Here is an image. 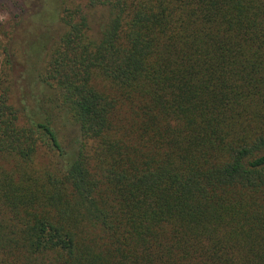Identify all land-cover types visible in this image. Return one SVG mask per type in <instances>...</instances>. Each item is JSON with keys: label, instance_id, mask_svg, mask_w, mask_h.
Here are the masks:
<instances>
[{"label": "trees", "instance_id": "trees-1", "mask_svg": "<svg viewBox=\"0 0 264 264\" xmlns=\"http://www.w3.org/2000/svg\"><path fill=\"white\" fill-rule=\"evenodd\" d=\"M48 9L16 82L0 42V264H264V0Z\"/></svg>", "mask_w": 264, "mask_h": 264}, {"label": "rangeland", "instance_id": "rangeland-1", "mask_svg": "<svg viewBox=\"0 0 264 264\" xmlns=\"http://www.w3.org/2000/svg\"><path fill=\"white\" fill-rule=\"evenodd\" d=\"M50 0H0V42L8 41L9 51L6 66L9 65L11 79L15 82L27 69L26 51L32 46L31 42L39 41L41 33L47 25L43 21H52L48 17ZM48 9V10H47ZM40 12V13H39ZM100 16L94 15L90 26L94 31ZM53 29H59L60 24L55 20ZM31 45V46H30ZM0 64L3 59L0 58Z\"/></svg>", "mask_w": 264, "mask_h": 264}]
</instances>
